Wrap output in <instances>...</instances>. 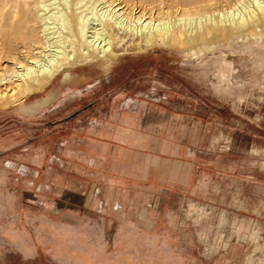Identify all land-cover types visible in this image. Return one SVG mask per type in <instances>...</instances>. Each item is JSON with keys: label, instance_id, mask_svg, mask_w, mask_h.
<instances>
[{"label": "rangeland", "instance_id": "rangeland-1", "mask_svg": "<svg viewBox=\"0 0 264 264\" xmlns=\"http://www.w3.org/2000/svg\"><path fill=\"white\" fill-rule=\"evenodd\" d=\"M110 1L125 5L127 12H170L174 18L182 7L212 1L215 10L228 13L234 3ZM260 1H242L225 19L241 17ZM53 2L54 14L65 12L62 0ZM85 3L93 20L112 16L102 4ZM16 6L0 0L3 60L20 46L11 39L20 29ZM26 16L23 43L35 46L42 25L31 12ZM263 30L264 24L255 39L241 35L212 45L119 49V56L105 62L79 59L67 68L69 79L62 81V72L34 95L2 99L0 264H264ZM60 31L54 25L53 32ZM147 53L160 59L157 69L137 76L139 85L158 90L144 93L151 107L137 111L145 116L144 139L119 141L117 161L99 172L89 161L93 157L81 155L79 148L109 156V142L81 134L90 131V118L98 111L124 118L122 94L113 97L111 110L103 105L81 112L93 100V90L83 88L87 78L72 76L81 68L98 71ZM55 85L51 103L37 110L32 122L15 119L17 104L45 101ZM189 163L194 165L190 180Z\"/></svg>", "mask_w": 264, "mask_h": 264}, {"label": "bare ground", "instance_id": "bare-ground-1", "mask_svg": "<svg viewBox=\"0 0 264 264\" xmlns=\"http://www.w3.org/2000/svg\"><path fill=\"white\" fill-rule=\"evenodd\" d=\"M11 1L16 2L21 18L18 17L20 29L11 39L20 46L7 60H3L0 54V101L16 94H19L17 96L20 101L42 90L54 77L79 59L96 61L99 58L105 62L119 56V49L148 51L152 48H171L183 42L212 45L222 38H239L241 35L255 39L261 36L264 24V0L241 17L231 20L225 19V16L228 13L230 15L244 0H234L228 13L215 10L216 4L212 1L191 8L182 7L176 19L170 12H127L126 6L118 3L120 1L114 5L110 0H93L112 13L110 17L94 20V16L90 17L92 12H85L88 10L84 9L86 0H62L65 12L59 11L58 15L52 12L55 6L53 0ZM29 12L42 25L40 41L35 46H25L23 43L26 38L23 23L27 22L26 14ZM115 19L120 23H116ZM193 19H197L198 23H185ZM54 25H59L61 31L53 32Z\"/></svg>", "mask_w": 264, "mask_h": 264}, {"label": "crops", "instance_id": "crops-1", "mask_svg": "<svg viewBox=\"0 0 264 264\" xmlns=\"http://www.w3.org/2000/svg\"><path fill=\"white\" fill-rule=\"evenodd\" d=\"M159 57L160 54L147 53L133 59H125L118 62L114 61L108 66L102 65L98 71L91 70L90 68H81L76 72L75 76H72L77 78H87L88 81L83 88L86 89V91L93 90V100L88 104H84L80 109L81 112H85L86 110H96L97 108L103 107V105H106V107L111 110L114 107L115 102L113 97L122 94L119 99L121 101L120 105L125 109L124 118H117L111 113H109V115H106L105 113L103 116L101 115V112L98 111V114L95 113L94 117L90 118L92 120V122H90V131H83V134H81L84 139H92L93 141L100 142V144H102V142H109L110 147L107 148L109 156L106 154L103 155V153L95 150H89L87 147L79 148L81 150V155L88 156L89 158H91V156L93 157V160L89 161L92 162L95 168H97V171L104 172L106 171L102 168L104 165L112 161H117L119 154L117 151V144L119 141L144 139V137L140 135H142L143 127L146 125L144 120L145 116L143 113L141 116H138L137 111L139 109L151 107L149 103L151 100H149V97L146 94H154L158 90L154 87L139 85V77L137 76L144 69H157L158 67L156 66H158L157 62L160 59ZM151 66H154V68ZM63 73L62 81L71 77V74L66 71ZM116 77L120 79L119 84H116V86H110V81L114 80ZM53 81L54 80L52 79V81L47 84L48 86L46 85L47 88L51 86ZM57 87V85L52 87V90L46 96L45 101L33 102V100H30L17 104L12 112L15 119L22 122H32L33 114L37 110L49 106ZM51 108L54 109L53 106H51ZM135 134L138 136H135ZM113 148H115L114 153H112ZM125 151L128 150L125 149ZM103 156L110 158L108 160L106 158L103 159ZM114 156L115 160H113ZM193 169V163H189V180L193 174Z\"/></svg>", "mask_w": 264, "mask_h": 264}]
</instances>
